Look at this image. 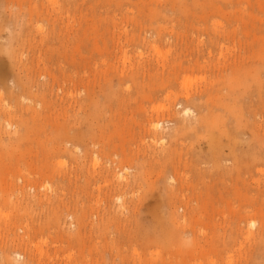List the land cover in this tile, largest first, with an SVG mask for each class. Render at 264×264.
<instances>
[{
  "label": "rangeland",
  "instance_id": "obj_1",
  "mask_svg": "<svg viewBox=\"0 0 264 264\" xmlns=\"http://www.w3.org/2000/svg\"><path fill=\"white\" fill-rule=\"evenodd\" d=\"M0 103V264H264V0H0Z\"/></svg>",
  "mask_w": 264,
  "mask_h": 264
},
{
  "label": "bare ground",
  "instance_id": "obj_2",
  "mask_svg": "<svg viewBox=\"0 0 264 264\" xmlns=\"http://www.w3.org/2000/svg\"><path fill=\"white\" fill-rule=\"evenodd\" d=\"M185 88H186V87H185ZM185 88H184V89H185ZM188 88H189V87H188ZM126 90H127V89H126ZM186 90H187V89H186ZM189 94H190V93H189ZM23 98H24V97H23ZM172 100H173V99H172ZM0 104H1V103H0ZM154 105H155V103H154ZM3 109H4V108H3ZM155 109H156V108H155ZM178 109H179V108H178ZM4 110H5V109H4ZM4 110H3V112H4ZM6 110H7V109H6ZM10 110H11V109H10ZM15 110H16V109H15ZM192 110H193V109H192ZM0 111H1V110H0ZM13 111H14V110H13ZM194 111H195V110H194ZM1 112H2V111H1ZM183 112H184V114H188L190 111H189V109L187 108V109H185ZM192 113H193V112H192ZM197 113H198V112H197ZM11 114H13V113H11ZM193 114H194V113H193ZM14 115H15V114H14ZM168 115H169V114H168ZM195 115H196V114H195ZM185 116H186V115H184V117H185ZM190 116H191V115H190ZM1 117H2V116H1ZM172 117H173V116H172ZM186 117H187V116H186ZM15 118H16V116H15ZM193 118H194V117H193ZM1 119H2V118H1ZM163 119H164V118H163ZM3 120H4V119H3ZM155 120H156V119H155ZM158 120H159V119H158ZM168 120H169V119H168ZM186 120H187V119H186ZM193 120H194V119H193ZM6 121H7V120H6ZM17 121H18V120H17ZM17 121H16V122H17ZM189 121H190V120H189ZM200 121H204V118H202V120H200ZM8 123H9V122H8ZM12 123H13V122H12ZM12 123H11V125H12ZM17 123H18V122H17ZM196 123H197V122H196ZM4 124H5V123H4ZM15 124H16V123H15ZM161 124H162V123H161L160 121H153V122H152L153 127H152L151 129H152V131L154 132L155 135L159 133V127H160ZM166 124H167V123H165V125H166ZM6 125H8L7 122H6ZM17 125H18V124H17ZM169 125H171V124H169ZM190 125H191V124H190ZM2 126H4V125H2ZM8 126H9V125H8ZM8 126H7V127H8ZM14 126H15V125H14ZM162 126H164V125H161V127H162ZM167 126H168V125H167ZM161 127H160V128H161ZM5 128H6V127H5ZM19 128H20V125H19ZM190 128H191V127H190ZM15 129H16V128H15ZM15 129H14V130H15ZM21 129H22V127H21ZM7 130H8V128H7ZM14 130H13V131H14ZM19 130H20V129H19ZM19 130H18V131H19ZM22 130H23V129H22ZM165 130H166V129H165ZM9 131H10V130H9ZM23 131H24V130H23ZM162 131H163V130H162ZM20 132H21V130H20ZM13 133H14V132H13ZM16 135H17V134H16ZM152 136H153V135H152ZM13 138H14V136H13ZM18 139H19V137H18ZM146 140H147V139H146ZM163 140H164V139H163ZM94 141H95V140H94ZM158 141H159V140H158ZM0 142H1V141H0ZM95 142H96V141H95ZM11 143H12V142H11ZM14 145H15V144H14ZM159 145H160V144H159ZM162 145H163V144H162ZM27 146H28V145H27ZM161 147H162V146H161ZM100 149H101V148H100ZM97 150H98V149H97ZM163 150H164V149H163ZM137 152H138V151H137ZM1 154H2V153H1ZM165 154H166V153H165ZM96 156H97V155H96ZM98 156H99V155H98ZM98 156H97V157H98ZM115 156H116V155H115ZM162 156H163V154H162ZM4 158H5V157H4ZM94 158H95V157H94ZM96 160H98V159H96ZM96 160H95V162H97ZM93 161H94V160H93ZM114 161L116 162V160H114ZM118 161H119V160H118ZM108 162H110V161H108ZM120 162H121V159H120ZM124 162H126V161H124ZM99 163H100V162H99ZM122 163H123V162H122ZM126 163H127V162H126ZM97 164H98V163H95V167H94V168H96V165H97ZM118 165H120V163H119ZM122 165H123V164H122ZM122 165H121V166H122ZM125 165H126V164H125ZM128 165H129V164H128ZM93 166H94V164H93ZM108 166H110V165H108ZM121 166H120V168H122V171H125L126 168L124 169V167H121ZM129 166L131 167L132 165H129ZM79 167H80V166H79ZM130 167H129V168H130ZM107 168H108V167H107ZM95 170H96V169H95ZM127 170H128V169H127ZM96 171H97V170H96ZM99 171H100V170H99ZM88 172H89V170H88ZM93 172L96 173L95 171H93ZM108 172H109V170H108ZM94 175H95V174H94ZM107 177H109V176H107ZM120 179H121V178H120ZM44 181H45V180H44ZM98 182H100V181L98 180ZM117 183H118V182H117ZM42 185H43V184H42ZM47 185H48V184H47ZM99 185H100V184H99ZM99 185H98V187L100 188ZM43 186H44V185H43ZM29 187H33V186H30V185H29ZM46 187H47V186H44V189H45ZM228 187H230V186H228ZM228 187H227V188H228ZM99 188H98V189H99ZM60 189H61V188H60ZM38 191H39V190H38ZM20 220H22V219H20ZM185 221H186V220H185ZM27 226H28V225H27ZM28 237H29V235H28ZM28 237H26V238H28ZM28 239H29V238H28ZM22 240H23V239H22ZM23 242H24V240H23ZM37 249H38V248H37ZM8 250H9V249H8ZM11 251H12V250H11ZM0 252H1V251H0ZM5 252H7V251H5ZM7 253H8V252H7ZM0 254H1V253H0ZM17 254L19 255V252H14V253H12L13 257L16 256V258H17ZM20 254H22V253H20ZM10 255H11V253H10ZM12 255H11V256H12ZM26 259H27V258H26ZM9 262L12 263V264H15V263H16L15 261H9ZM9 262H8V263H9Z\"/></svg>",
  "mask_w": 264,
  "mask_h": 264
}]
</instances>
